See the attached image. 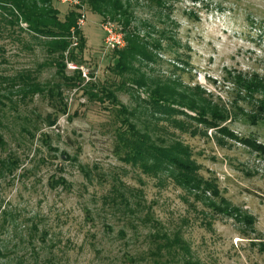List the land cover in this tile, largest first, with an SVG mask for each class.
<instances>
[{
	"label": "rangeland",
	"instance_id": "374dc122",
	"mask_svg": "<svg viewBox=\"0 0 264 264\" xmlns=\"http://www.w3.org/2000/svg\"><path fill=\"white\" fill-rule=\"evenodd\" d=\"M78 2L86 49L60 73L0 10V264H264V153L245 143L264 145V119L248 118L256 107L237 83L264 79V0H122L126 30ZM126 31L147 54L119 74ZM155 91L199 109L209 98L244 141L187 108L158 112ZM165 152H187L216 191L155 165Z\"/></svg>",
	"mask_w": 264,
	"mask_h": 264
},
{
	"label": "trees",
	"instance_id": "16d2710c",
	"mask_svg": "<svg viewBox=\"0 0 264 264\" xmlns=\"http://www.w3.org/2000/svg\"><path fill=\"white\" fill-rule=\"evenodd\" d=\"M156 6L162 7L166 5L169 0H150ZM83 3H85L83 1ZM60 4L58 0H0V10L6 13V17H3L11 26H19L22 24L27 25L26 31L33 35L35 38L44 41V47L51 58L50 65H54L58 68V72H62L66 68V56L68 52L70 59L74 63H82V58L78 56L82 55L86 49L87 41L83 35L82 29L79 27V19L86 11L85 6L67 5L69 10L62 15L61 10L56 6ZM88 6L91 10L104 17L106 15H112L115 20L119 15L125 20L123 26L125 30L130 28L131 14L123 5L122 0H87ZM127 33V46L124 50H116L115 57V69L119 74L127 71L128 65L133 63L137 57L146 56V45L143 44L142 39L136 32L126 31ZM77 44V45H75ZM79 56V57H80ZM69 58V57H68ZM22 77V76H21ZM81 79V76L79 77ZM25 79L22 78V80ZM241 89L245 90V96L243 99H248L255 104V111L248 114V118L252 121H258V119H264V79L258 75H254L251 79L243 80L239 78L237 82ZM35 89V87H32ZM202 95L205 92H200ZM107 95H110L106 91ZM154 95V109L158 112H178L174 107L179 109L187 108L200 117L202 125L206 128H214L220 133L230 135L237 139V141H244L243 138L239 139L232 134L228 128L222 127L223 123L229 119L226 110L220 109L218 106L210 107L211 104L209 98H204V103L208 104L210 110L207 108H197L194 105H186L182 103H173L168 100H164V96L159 91H155ZM172 106L173 108L171 109ZM1 143V137H0ZM255 151L264 153V145L259 144L256 139H247L245 141ZM148 147V146H146ZM187 155V152H178L175 155L171 152L163 153V156L158 154L153 157L155 165L162 161H168V166L175 171H180L181 180L183 179L187 187L194 190L205 191L214 190L209 184L203 183L197 176L196 168L188 161L180 157V155ZM159 170L158 167L155 168Z\"/></svg>",
	"mask_w": 264,
	"mask_h": 264
},
{
	"label": "built area",
	"instance_id": "2783aa9c",
	"mask_svg": "<svg viewBox=\"0 0 264 264\" xmlns=\"http://www.w3.org/2000/svg\"><path fill=\"white\" fill-rule=\"evenodd\" d=\"M59 2L62 1L63 3H65V1L70 2V0H58ZM79 0L75 1V0H71V4L74 3V6H81L82 4L78 2ZM83 6V5H82ZM86 14L85 12L83 13V15L81 16V18L79 19V27L82 28L85 25L86 22ZM106 33L108 35L107 39L105 40V43L108 47H111L113 49L115 48H119V46L122 43L123 38L121 37H115L114 33L112 30L109 29V26L106 27ZM77 45V44H75ZM72 68H74L73 66H71Z\"/></svg>",
	"mask_w": 264,
	"mask_h": 264
}]
</instances>
